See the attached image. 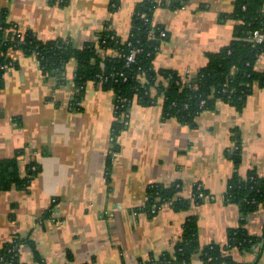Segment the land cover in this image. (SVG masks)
Listing matches in <instances>:
<instances>
[{
    "label": "crops",
    "instance_id": "obj_1",
    "mask_svg": "<svg viewBox=\"0 0 264 264\" xmlns=\"http://www.w3.org/2000/svg\"><path fill=\"white\" fill-rule=\"evenodd\" d=\"M144 1L0 0V27L5 21L22 35L77 48L107 31L125 41ZM155 1L154 21L167 31L156 69L196 77L210 54L238 38L237 0ZM101 52L118 55L115 48ZM76 63L66 65L62 82L63 75L43 72L35 54L8 51L0 74V160L15 158L18 173L31 180L27 189H0V251L15 243L26 264H38L34 248L44 264H182L179 244L194 217L200 245H217L232 258L221 264H264V203L243 215L226 196L237 174L264 176V88L256 86L241 109L217 100L195 126L165 114L161 98L142 104L134 97L125 128L114 133V90L89 80L76 105ZM257 68L264 70V53ZM174 184L189 206L152 209L149 188ZM240 228L260 239L230 243L231 230ZM192 264L208 263L198 253Z\"/></svg>",
    "mask_w": 264,
    "mask_h": 264
},
{
    "label": "trees",
    "instance_id": "obj_2",
    "mask_svg": "<svg viewBox=\"0 0 264 264\" xmlns=\"http://www.w3.org/2000/svg\"><path fill=\"white\" fill-rule=\"evenodd\" d=\"M182 1H172L171 5L180 6ZM156 6L155 0L138 4L133 14L131 33L125 41L120 40L114 32L107 31L101 34L98 42L81 48L66 40L42 41L31 32L21 36L10 34L4 42V28L10 27V24L4 21V27L0 28V66L7 63L8 51L18 48L32 54L37 53L43 72L49 75L55 73L61 77L63 75L64 79L60 80L64 82L66 65L76 59V99L83 94L84 85L89 80H95L104 88L114 90L117 104L114 133L125 128V119L134 97L142 104H153L161 98L165 114L195 126L197 114L203 109L213 108L217 100L227 101L241 109L256 86L264 88V70L257 68L258 60L264 53V40H255L256 31L264 33V0H237L232 18L240 21L237 25L238 38L219 52L210 54L208 64L196 77L189 79L173 70L156 69L154 66L157 49L166 38L160 35V30L164 28L156 25L155 29L152 24ZM109 48H115L118 55L104 56L101 51ZM131 48L138 49L137 60L131 66L125 67V57ZM120 72H124L128 79L123 81L119 75V80L113 81L112 75ZM237 159L240 160L238 155ZM30 180V176L21 177L18 173L15 158L0 160V189H9L14 184L27 189ZM179 190L178 184L152 185L148 190L149 205L156 210L163 203L170 202L178 208H187L189 201L178 197ZM203 192L204 190L198 189L195 198L200 199ZM226 196L228 201L239 204L243 215H247L264 203V176L252 172L248 179H243L237 174L232 178ZM196 225L194 217L185 222L177 262L192 264V258L198 253L208 264L232 262V258L224 256L217 245H200ZM259 237L248 235L240 228L231 230L230 243L234 244L238 238L242 246H250L256 243ZM28 242L32 244L29 240ZM16 247L15 243L5 245L0 251V264H26L20 259ZM34 256L38 264H44L35 248ZM153 262L142 261L140 264Z\"/></svg>",
    "mask_w": 264,
    "mask_h": 264
},
{
    "label": "built area",
    "instance_id": "obj_3",
    "mask_svg": "<svg viewBox=\"0 0 264 264\" xmlns=\"http://www.w3.org/2000/svg\"><path fill=\"white\" fill-rule=\"evenodd\" d=\"M62 0H60L61 2ZM142 16L144 17L145 14H142ZM152 24L154 26V28L156 29V23L154 21V19L152 20ZM4 26L2 25L0 28H3ZM12 35V36H21L22 34L20 33L19 29L15 26H10L9 28H4V42L7 41V37L8 35ZM160 35L162 37H166L167 36V31L165 29H161L160 30ZM114 37V36H113ZM255 40L257 42H262L264 40V33L263 32H260V31H256L255 32ZM103 42H105V40H103ZM129 45L131 46L132 43L130 42ZM137 53H138V49L136 48H131L129 53L126 55L125 57V67H129L131 66V64L133 63H136V60H137ZM35 54V53H34ZM37 56V53L35 54ZM38 58V57H37ZM40 62V61H39ZM4 69V66H0V74L1 72L3 71ZM121 76L122 80L123 81H126L128 79V76L124 73V72H120V73H116L114 75H112V80L113 81H118L119 80V77L118 76ZM75 101V104L76 105H79L80 104V100L79 99H76L74 100ZM205 101L203 100L202 103H204ZM127 119H128V114H127ZM127 119H125V123H127ZM237 148H239V146H237ZM3 259V258H2ZM3 261V260H2Z\"/></svg>",
    "mask_w": 264,
    "mask_h": 264
}]
</instances>
